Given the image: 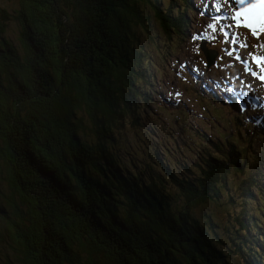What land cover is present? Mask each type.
Segmentation results:
<instances>
[{"label":"trees","instance_id":"trees-1","mask_svg":"<svg viewBox=\"0 0 264 264\" xmlns=\"http://www.w3.org/2000/svg\"><path fill=\"white\" fill-rule=\"evenodd\" d=\"M178 1L0 8V264H264V123L227 95L244 128H191L190 162L156 142L150 50L178 60L196 21L197 0ZM211 203L233 211L216 221Z\"/></svg>","mask_w":264,"mask_h":264},{"label":"rangeland","instance_id":"rangeland-1","mask_svg":"<svg viewBox=\"0 0 264 264\" xmlns=\"http://www.w3.org/2000/svg\"><path fill=\"white\" fill-rule=\"evenodd\" d=\"M5 1H0V8L11 14L17 6ZM176 2L179 3L178 0ZM194 7L196 12L192 17L194 19L196 16V21L189 39L181 46L174 47L175 53H179L178 60L162 64L156 51L150 50L155 56L156 66L164 71L161 78L156 77L158 94L163 97L158 96L159 100L154 98L155 103L151 105L156 115L153 117L159 120L162 134L156 142L170 148L177 146L182 160L187 162L194 159L186 149L188 143H201L191 128H200L201 134L221 139L237 125L244 128L247 120L251 119L239 120L226 107L228 85L231 84L237 92L251 99V103L238 107L239 113L264 123V31L253 35L243 26H234L232 16L235 8L230 0H197ZM9 17L3 36L17 47L19 30L13 18ZM155 22L152 19L155 36L161 42H167ZM200 39H207L209 46L218 52L215 64L208 69L199 49ZM152 70L155 73L154 67ZM253 107L258 109L257 113H252ZM175 156L178 157L179 152ZM0 163H4V160H0ZM239 175L235 171L229 172L227 182L235 185ZM219 206L218 203H211L207 208L216 221H220V213L226 215V212L233 211L230 206L225 209Z\"/></svg>","mask_w":264,"mask_h":264},{"label":"snow or ice","instance_id":"snow-or-ice-1","mask_svg":"<svg viewBox=\"0 0 264 264\" xmlns=\"http://www.w3.org/2000/svg\"><path fill=\"white\" fill-rule=\"evenodd\" d=\"M230 2L236 9L233 17L235 26L239 27L243 22V26L253 35L264 31V0H230Z\"/></svg>","mask_w":264,"mask_h":264},{"label":"water","instance_id":"water-1","mask_svg":"<svg viewBox=\"0 0 264 264\" xmlns=\"http://www.w3.org/2000/svg\"><path fill=\"white\" fill-rule=\"evenodd\" d=\"M236 14V11L234 13V16ZM233 24H235V21L233 20ZM241 25H243V22L241 23ZM248 29V28H247ZM199 49L202 52L205 62H206V67L210 68L212 65H214L216 57H217V52L213 49H209L206 46V41L205 40H201L200 45H199Z\"/></svg>","mask_w":264,"mask_h":264},{"label":"bare ground","instance_id":"bare-ground-1","mask_svg":"<svg viewBox=\"0 0 264 264\" xmlns=\"http://www.w3.org/2000/svg\"><path fill=\"white\" fill-rule=\"evenodd\" d=\"M238 79V78H237ZM236 80V79H235Z\"/></svg>","mask_w":264,"mask_h":264}]
</instances>
